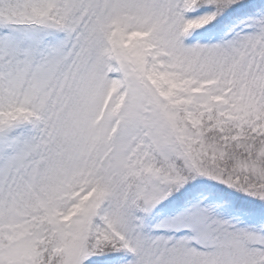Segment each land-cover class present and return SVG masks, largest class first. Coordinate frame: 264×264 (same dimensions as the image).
I'll list each match as a JSON object with an SVG mask.
<instances>
[{"label":"snow or ice","instance_id":"snow-or-ice-1","mask_svg":"<svg viewBox=\"0 0 264 264\" xmlns=\"http://www.w3.org/2000/svg\"><path fill=\"white\" fill-rule=\"evenodd\" d=\"M0 264H264V0H0Z\"/></svg>","mask_w":264,"mask_h":264}]
</instances>
